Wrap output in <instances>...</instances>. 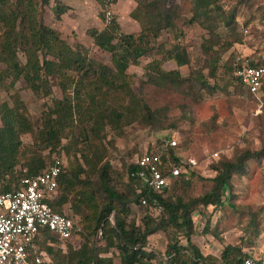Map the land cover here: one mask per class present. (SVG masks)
I'll return each instance as SVG.
<instances>
[{
  "label": "trees",
  "instance_id": "16d2710c",
  "mask_svg": "<svg viewBox=\"0 0 264 264\" xmlns=\"http://www.w3.org/2000/svg\"><path fill=\"white\" fill-rule=\"evenodd\" d=\"M10 1L0 0V15L9 13L4 20L0 19V28L4 29L0 34V66H5L0 67V85L12 88L16 81L22 79L36 97H49L52 106L43 114L41 127L36 130L18 100L14 101L11 108L6 104L0 105V181H3L0 194L18 189L21 179L37 175L51 161L46 156L37 155L24 163L21 172L17 173L21 135H30L39 151L48 150V154L59 155L64 153L68 157L72 156L73 162L77 164L74 170L67 171L64 168L58 178L57 194L50 205L55 212L63 214L62 207L69 204L73 215L80 216V225L74 221L78 228L74 235H81L84 243L75 250L68 244L72 239L60 241L50 231L43 230L35 241L38 250L47 255L51 264H112L110 259L99 257V252L110 250L117 251L119 264H152L155 256L147 251L148 238L163 231L169 235L170 241L166 247L165 264L205 262L206 258L191 244L194 233L191 213L199 207L222 206L226 197L230 199V181L234 175L244 172L245 162L252 155L245 152L234 160L212 166L216 174L210 180V190L199 198L184 201L181 198H165V194L178 184H189L186 177L188 174L193 176V173L187 170L186 165H181V174L172 180L168 189L161 194H154L148 192L133 176L139 168L134 163L130 164L126 174L131 190L129 194H121L112 184L110 165L103 162L104 148L102 151L99 148L107 127L116 133L135 122L155 132L167 128L158 111H151L146 104H140L130 90L125 72L130 64L137 65L138 60L153 49L152 43L163 31L176 29L179 6L169 5V0H135L136 7L129 16L140 25L137 36L118 34L114 17L102 31H89L94 45L111 54L112 68H109L90 59L81 45L71 48L57 31L38 22V6H48L50 0ZM218 2L192 0V15L187 22L189 25H198L208 35L201 49L208 60V75L214 79L222 54L231 46L225 42V50L219 49L224 40L218 31L223 28L235 36L237 17L235 7L226 10ZM239 2L251 9L254 0ZM100 4L103 8L101 1ZM68 11L67 6L54 0L52 12L56 20H60ZM214 47L219 50H214ZM18 51L26 58L24 64L18 60ZM234 58H228L224 66L227 74L242 88L232 74V64L237 59ZM246 59L252 67H264V60L260 58ZM167 61L174 62L178 68L189 64L187 53L180 44L164 53L161 62ZM161 62L147 67L150 83L159 88L181 89L185 80H182L179 71L164 72ZM51 77L57 78L61 99L52 98ZM8 80L10 83H7ZM203 80V76L199 75L194 81L203 89L208 87ZM118 93L125 99L127 97L128 104L120 102L121 98L117 100L120 103H114L116 98L110 100L112 95L116 97ZM263 93L264 87L259 95ZM63 139L67 140L66 144H62ZM168 140L170 138L167 137L165 143ZM81 143L85 146L80 147ZM158 149V153H162L163 163L166 162V156L174 163L181 160L176 156L175 148L165 147L164 140H160ZM258 155H264V148ZM91 176H96L95 183H90ZM138 189L141 194H137ZM143 197L149 204L157 199L163 211L158 220L144 217L141 224L136 225L128 220L130 206L147 211L148 208L140 204ZM209 226L210 222L207 221L206 232ZM169 228L183 234L186 247L180 246L177 239L169 234ZM99 233L104 240V247L96 250L92 238ZM189 251L191 254H188ZM249 256L251 254H243L239 246H228L221 253L220 264H239Z\"/></svg>",
  "mask_w": 264,
  "mask_h": 264
},
{
  "label": "rangeland",
  "instance_id": "374dc122",
  "mask_svg": "<svg viewBox=\"0 0 264 264\" xmlns=\"http://www.w3.org/2000/svg\"><path fill=\"white\" fill-rule=\"evenodd\" d=\"M58 1L67 6L69 11L60 20H56L52 12L54 0H50L48 6H38V22L57 31L60 38L71 48L81 45L90 59L112 68L111 54L96 47L89 35L91 30L102 31L106 27L100 0ZM218 1L226 10L235 7L237 17L235 36L223 28L218 31L224 40L219 49L225 50V42L231 46L221 56L215 79L208 75V60L201 49L208 35L198 25L187 23L192 15V0H169V5L179 6L176 29L163 31L157 40L151 42L153 49L141 57L137 65L130 64L125 72L131 92L140 104H146L151 111H158L167 128L155 132L135 122L116 133L107 127L104 131L105 138L99 147L101 151L104 148L103 162L110 165L113 186L121 194H129L131 188L126 174L127 167L145 152L153 151L162 155L158 153L160 140H164V144L167 137L176 141L178 147L174 149L175 154L181 160H191L194 163L189 168L193 176L188 174L186 180H189V184H178L165 194V198H181L184 201L199 198L210 190V180L216 174L212 166L222 161L234 160L245 152L252 155L245 162L244 172L232 177L230 199L226 197L222 206L199 207L191 213L194 230L191 244L206 258L205 262L199 264H220L221 253L228 246H239L243 254L264 257V155H258L264 148V93L257 97L246 96L242 88L227 74L224 66V62L231 57L264 60V0H254L251 9L246 8L244 3H238L240 0ZM128 2L131 9L123 10L124 4ZM135 7V0L120 2L114 7L113 16L118 25V34L137 36L140 33V25L129 16ZM8 15V12H3L0 19L4 20ZM3 30L0 28V34ZM177 44L185 49L189 59V64L181 68L172 61L161 62L164 53ZM219 49L214 47V50ZM18 60L21 64L26 61L21 51H18ZM160 62L164 72L179 71L182 80H185L181 89L159 88L150 83L147 67ZM199 75L203 76L207 88L202 89L200 84L195 83L194 80ZM49 83L52 98L61 99L57 78L51 77ZM116 95H112L110 100L116 98V103L121 98L120 102L128 104L127 97L125 99L120 93ZM15 100L20 102L34 129L38 130L43 114L52 106L51 99L36 97L22 79L16 81L12 88L0 85V105L6 104L11 108ZM19 140L20 165L16 167L17 173L21 172L22 165L29 159L38 155L46 156L49 160L53 154H48V150L39 151L30 135H21ZM66 142V139L62 140V144ZM79 146L84 147L85 144L81 143ZM61 155L64 157L65 170H74L77 165L73 162L74 158L64 153ZM95 177L91 176L89 179L91 184L96 182ZM2 185L3 181H0V187ZM62 211L76 223H80V216L73 215L69 204H65ZM130 211L128 220L136 225H140L144 217L156 220L159 218L155 213L138 206L131 205ZM207 221L210 226L206 232ZM168 231L180 246L186 247V240L180 231L176 232L172 228ZM92 240L96 250L104 247L100 233ZM169 242V235L163 231L149 236L147 251L155 256L152 264H165V252ZM83 243L84 238L81 235L68 242L75 250ZM99 257L110 259L112 264H119L116 250L99 252Z\"/></svg>",
  "mask_w": 264,
  "mask_h": 264
},
{
  "label": "built area",
  "instance_id": "2783aa9c",
  "mask_svg": "<svg viewBox=\"0 0 264 264\" xmlns=\"http://www.w3.org/2000/svg\"><path fill=\"white\" fill-rule=\"evenodd\" d=\"M101 12L106 25L112 20L113 10L118 1L100 0ZM123 1V0H122ZM233 76L240 83L246 96L257 97L264 87V67H252L249 60L237 58L232 64ZM176 148L174 140H168L165 147ZM156 152H145L134 162L139 168L133 176L150 193L161 194L168 189L173 179L181 174V165L187 170L194 164L191 160L171 162ZM47 167L35 176L21 179L18 189L0 194V264H51L47 255L38 250L36 239L43 230L50 231L60 241L73 239L78 231L74 220L66 214L55 212L51 202L57 194L58 178L65 168L64 157L51 154ZM137 194H141L138 189ZM142 207L160 216L163 209L157 199L149 204L140 199ZM239 264H264V257L251 255Z\"/></svg>",
  "mask_w": 264,
  "mask_h": 264
},
{
  "label": "crops",
  "instance_id": "0c3cea01",
  "mask_svg": "<svg viewBox=\"0 0 264 264\" xmlns=\"http://www.w3.org/2000/svg\"><path fill=\"white\" fill-rule=\"evenodd\" d=\"M127 1V0H126ZM125 0H121V1H118L117 3H116V5L118 4V3H120V2H126ZM115 5V6H116ZM125 6H124V8H123V10H126L127 8L130 10L131 9V6H130V4H129V2L127 3V4H124ZM132 10H133V8H132ZM130 13H131V11H130ZM129 13V14H130Z\"/></svg>",
  "mask_w": 264,
  "mask_h": 264
}]
</instances>
